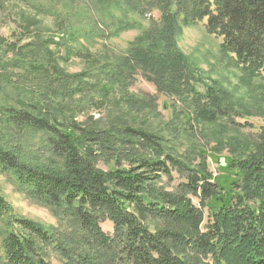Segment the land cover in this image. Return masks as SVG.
<instances>
[{
    "label": "trees",
    "instance_id": "16d2710c",
    "mask_svg": "<svg viewBox=\"0 0 264 264\" xmlns=\"http://www.w3.org/2000/svg\"><path fill=\"white\" fill-rule=\"evenodd\" d=\"M85 1L80 15L93 21L121 2L139 15L160 10L161 20L136 39L127 56L91 73L113 89H126L140 69L164 94L194 93L186 102L189 110L176 111L189 127L172 136L128 116L81 120L83 100L74 93L86 84L76 80L87 75L69 76L50 51L51 44L68 50L66 35L2 44L0 173L64 222L49 229L19 217L0 192V264H56L54 257L57 264H264V125L249 139L250 148L233 145L229 158L191 142L193 127L203 119L216 123L232 112L213 87L196 90L199 81L177 42L182 26L203 22L245 78L264 83V0ZM53 13L64 20L75 14L58 7ZM115 22L122 25L114 35L132 27ZM94 31L95 23L87 30L66 27L78 37L91 38ZM9 65L33 77L16 79ZM102 90L89 89L85 100L103 102ZM252 94L264 102V93ZM133 103L155 106L143 97ZM235 116L245 120L238 127H254L236 108ZM209 158L219 163L220 175L210 170ZM174 172L181 179L170 188ZM105 220L113 223L112 234L103 230Z\"/></svg>",
    "mask_w": 264,
    "mask_h": 264
},
{
    "label": "rangeland",
    "instance_id": "374dc122",
    "mask_svg": "<svg viewBox=\"0 0 264 264\" xmlns=\"http://www.w3.org/2000/svg\"><path fill=\"white\" fill-rule=\"evenodd\" d=\"M85 2V0H61L57 4L54 0H30V2L27 0H0V48L2 44L8 45L14 41L23 43L36 41L39 37L47 39L52 36L66 35L69 40L68 50H65V46L51 44L50 51L53 52V57L57 59L59 66L69 76L84 73L87 75L76 80L86 83L82 90L74 93L75 98L83 100L82 106L77 110L79 119L85 120L93 116L109 121L119 116H128L127 119L133 120L139 125L146 126L151 130L165 129L162 132L172 136L174 135L172 131L178 133L184 126L189 127L184 116L181 121L176 119L178 117L176 111L189 110L186 107V102H191V97L195 99L194 93L184 92V96L164 94L163 91L160 92L156 88L152 81L148 80L149 72L146 74L140 69L136 70L126 89L117 86L113 89L107 85L105 80L97 79L91 73L95 68L112 65V63H117L119 58L127 56L131 47L137 44L136 39L144 36V33L153 26V22L161 20L160 10L154 9L139 15L126 7L124 2H121L123 5L115 6L109 14H97L94 17H98V21H93L80 15ZM55 7L60 8L64 13H67L71 8L73 14L75 13L72 14L74 18L70 17L71 19L66 20L60 19L61 17L57 18L53 13ZM119 20L124 25L128 24L132 27L114 35L113 33L117 32L118 27L122 25L115 22ZM94 23L98 31H94L97 35L91 38L75 35L74 37L66 32L68 26L87 30L93 28ZM204 24L200 22L182 26L177 35L178 46L185 60L189 62L191 69L195 72L196 80L199 81L195 86L196 90L205 93L208 91L207 87H213L219 97L224 96L225 101L230 103L228 105L232 113L228 116V120L219 119L218 123L207 122L206 119H203V127L201 125L193 127L195 137L191 138V142L204 147L207 152H216L218 157L229 158L233 145L238 148H241L238 145H242V150L250 148L253 143L249 139L253 138L252 136L256 135L260 126L264 125V102L256 100L255 95L252 94L264 93V83L259 80H247L231 57L222 52L221 38L208 34ZM3 40H8V43ZM7 50L5 48L3 52L11 56L12 50ZM10 58L5 59L9 61ZM6 70L13 73L16 79H18V75H23V78L25 76L33 77L32 73L28 72L26 75L25 69L19 68L17 65H9ZM43 74L44 72H35L34 76L42 77ZM96 87L103 89L102 95L105 97L103 102L91 103L88 97L85 100V92ZM3 95L0 91V102ZM141 97L154 101V108L133 103ZM186 98H190V100L185 101ZM131 105L135 107V110H140L134 112L130 109L133 108ZM235 108L250 116L247 119L253 123V128L250 125L245 127L235 125L239 121L245 123L244 119L235 116ZM194 113L192 111V114ZM0 125L4 126L3 122H0ZM1 126L0 129L3 128ZM9 130L16 135L21 133L18 129ZM218 142L223 144L222 149H220V145H217ZM180 150L186 151V148L182 147ZM208 162L214 175H220L223 172L221 169L219 170L218 162L211 158L208 159ZM100 166L107 168L102 162H100ZM174 177V180L168 185L170 188L177 185L181 179L176 172H174ZM164 181L167 182L166 178ZM0 192L11 203L14 213L19 217L32 219L49 229L59 227L61 222H64L48 207L29 199L24 193L18 191L15 185L1 173ZM194 200L197 203L198 200ZM2 228H4V221L0 220V229ZM102 228L112 234L113 223L105 220L102 222ZM53 262L59 263L56 257L53 258Z\"/></svg>",
    "mask_w": 264,
    "mask_h": 264
}]
</instances>
